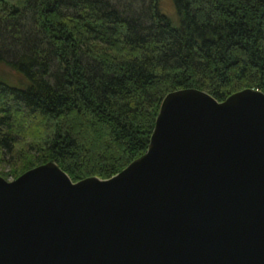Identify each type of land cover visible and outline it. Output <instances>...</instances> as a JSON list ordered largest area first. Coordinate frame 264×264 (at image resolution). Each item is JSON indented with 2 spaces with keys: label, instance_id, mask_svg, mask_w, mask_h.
Returning a JSON list of instances; mask_svg holds the SVG:
<instances>
[{
  "label": "trees",
  "instance_id": "trees-1",
  "mask_svg": "<svg viewBox=\"0 0 264 264\" xmlns=\"http://www.w3.org/2000/svg\"><path fill=\"white\" fill-rule=\"evenodd\" d=\"M162 1L0 0V175L111 178L168 93L264 92V0H172L177 19Z\"/></svg>",
  "mask_w": 264,
  "mask_h": 264
},
{
  "label": "water",
  "instance_id": "water-1",
  "mask_svg": "<svg viewBox=\"0 0 264 264\" xmlns=\"http://www.w3.org/2000/svg\"><path fill=\"white\" fill-rule=\"evenodd\" d=\"M0 264H264V92L168 93L111 178L0 175Z\"/></svg>",
  "mask_w": 264,
  "mask_h": 264
},
{
  "label": "rangeland",
  "instance_id": "rangeland-1",
  "mask_svg": "<svg viewBox=\"0 0 264 264\" xmlns=\"http://www.w3.org/2000/svg\"><path fill=\"white\" fill-rule=\"evenodd\" d=\"M162 7L166 14H169L173 19H177L175 15V7L172 0H163L162 1ZM17 162H19L21 159L17 157ZM13 167H6V173L10 172ZM7 180L12 181L14 178L12 176H4Z\"/></svg>",
  "mask_w": 264,
  "mask_h": 264
}]
</instances>
